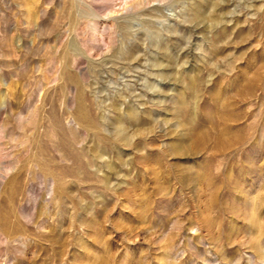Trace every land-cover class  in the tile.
<instances>
[{
	"label": "rangeland",
	"instance_id": "374dc122",
	"mask_svg": "<svg viewBox=\"0 0 264 264\" xmlns=\"http://www.w3.org/2000/svg\"><path fill=\"white\" fill-rule=\"evenodd\" d=\"M0 264H264V0H0Z\"/></svg>",
	"mask_w": 264,
	"mask_h": 264
}]
</instances>
